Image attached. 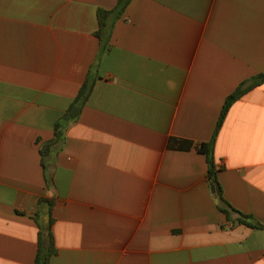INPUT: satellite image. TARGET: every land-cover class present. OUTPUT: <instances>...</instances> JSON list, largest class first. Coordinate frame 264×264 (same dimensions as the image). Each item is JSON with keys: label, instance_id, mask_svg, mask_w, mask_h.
<instances>
[{"label": "crops", "instance_id": "crops-1", "mask_svg": "<svg viewBox=\"0 0 264 264\" xmlns=\"http://www.w3.org/2000/svg\"><path fill=\"white\" fill-rule=\"evenodd\" d=\"M117 4L0 0V264H35L42 197L55 200L51 264H264V229L235 211L264 225V83L217 135L229 205L198 150L264 73V0H132L103 47L97 11Z\"/></svg>", "mask_w": 264, "mask_h": 264}, {"label": "trees", "instance_id": "trees-1", "mask_svg": "<svg viewBox=\"0 0 264 264\" xmlns=\"http://www.w3.org/2000/svg\"><path fill=\"white\" fill-rule=\"evenodd\" d=\"M131 1L132 0H118L117 6L112 10H106L101 8L98 9L97 18L99 23V30L97 32V35L98 37H100L103 47H106L107 45V42L110 38V30L113 27L114 22L124 15ZM263 83H264V73H261L252 77L247 82H243L235 92H233L230 96H228L221 111V114L219 116V119L217 121V125L212 139L210 140V142L203 143L198 147L199 152H201L206 156L208 162L209 182L212 187L213 186L215 187L219 198L222 201H224L227 205L229 204L223 198L222 195L223 191L219 182L220 167L217 165L215 159V143H216L217 135L232 105L236 101H238L241 97H243L247 91L255 87H258ZM92 89H93V84L91 80H88L81 87L78 96L72 102L66 114L56 123L54 138L50 141V143L43 145V149H42L43 157L47 154L46 151L49 149V147L63 142L65 133L68 130V128L72 124L78 121L79 116L89 99ZM184 143L185 141L183 140L172 139L170 141V146L179 148V147H183ZM54 205H55L54 199L45 198V197L40 198L37 203V213L35 220L38 223L40 231H39V248H38V254L35 264H51L52 257L57 252L55 236L53 233V225L55 222L53 218ZM224 211L226 212V214H229V212L226 209ZM235 211L241 215V218L239 219L240 222L246 223L252 227H260L264 229V225L249 223V220L252 219L251 216L245 215L242 212H239L238 210Z\"/></svg>", "mask_w": 264, "mask_h": 264}, {"label": "water", "instance_id": "water-1", "mask_svg": "<svg viewBox=\"0 0 264 264\" xmlns=\"http://www.w3.org/2000/svg\"><path fill=\"white\" fill-rule=\"evenodd\" d=\"M212 190H213V192H215V187L214 186L212 187Z\"/></svg>", "mask_w": 264, "mask_h": 264}]
</instances>
